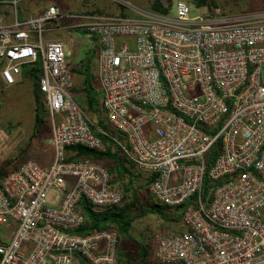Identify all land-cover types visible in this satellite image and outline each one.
Segmentation results:
<instances>
[{
	"label": "built area",
	"instance_id": "1",
	"mask_svg": "<svg viewBox=\"0 0 264 264\" xmlns=\"http://www.w3.org/2000/svg\"><path fill=\"white\" fill-rule=\"evenodd\" d=\"M136 13L71 15L98 45L99 106L115 134L96 127L73 99L63 42L44 37L62 16L57 4L0 23L4 84L40 57L37 86L52 150L47 165L25 160L0 179V264H116L115 229L75 231L84 224L80 198L107 207L122 192L101 163L66 159L70 145L115 148L153 175L147 191L154 201L186 203L184 230L155 241V263L264 264V16L215 9L191 17L181 0L173 16ZM204 175L219 181L208 201L200 195Z\"/></svg>",
	"mask_w": 264,
	"mask_h": 264
},
{
	"label": "rangeland",
	"instance_id": "2",
	"mask_svg": "<svg viewBox=\"0 0 264 264\" xmlns=\"http://www.w3.org/2000/svg\"><path fill=\"white\" fill-rule=\"evenodd\" d=\"M60 0H0V23H8L12 20L15 13V6L21 7L20 4L27 9L30 14L40 11L49 3L61 5ZM165 3L166 0H161ZM178 0H169L168 8L169 15L175 13V3ZM188 6L189 16L208 14L217 9L221 14L232 16H264V0H206V4L198 7L192 0H181ZM66 3L64 7L83 12L85 10H93L97 13L118 14L122 12L126 16H137L136 12L147 13L153 12L150 5L153 0H61ZM62 6V5H61ZM202 10V12H200ZM99 11V12H98ZM52 22V21H51ZM51 22L49 24H51ZM47 24V28L49 26ZM75 35V45H77V68L89 74H93L96 66V57L98 45L82 29L77 27ZM45 38H58L55 34H46ZM70 43L64 41L63 48L65 53L69 51ZM83 74L74 72L72 80L77 83V86L82 79ZM94 85V80H91ZM0 88V166L5 169L11 168L14 164H18L25 160H32L38 164H48L52 159V150L47 141L50 136L51 124L47 121L46 114L42 112L44 122L40 126V131L32 136L33 126V97L31 91V82L28 79L22 78L21 74L15 76V82L10 85L2 84ZM77 99L75 100L81 107L80 103L83 91L78 89ZM74 96V94L69 90ZM75 98V97H74ZM89 117L95 121L93 115L87 112ZM112 163L107 161L105 167ZM130 171L137 175L133 179L132 186L138 192V196L142 202L147 201L146 193L141 190L138 185L142 182L145 173L130 168ZM126 174L121 176L113 174L111 179L113 186L118 187L125 182ZM53 194H48V200H52ZM129 194L126 193V198L121 200L126 202ZM120 203V204H121ZM165 212L168 215L173 212L172 209H167ZM184 230L181 221H172L161 217L160 213H146L143 216L133 220L128 233V239L124 242L122 239L120 245L116 249V257L121 259V264L125 261H130L131 264H139L137 251L139 245L143 246L147 252L145 263L148 264L151 259V251L155 241L168 234L181 232ZM152 260V259H151Z\"/></svg>",
	"mask_w": 264,
	"mask_h": 264
},
{
	"label": "trees",
	"instance_id": "3",
	"mask_svg": "<svg viewBox=\"0 0 264 264\" xmlns=\"http://www.w3.org/2000/svg\"><path fill=\"white\" fill-rule=\"evenodd\" d=\"M168 1L166 0L165 3H163L161 0H153V2L150 5V9L153 12L160 13V14H167L169 15V8H168ZM194 4L198 7H201L202 5L206 4V0H192ZM16 9V6H15ZM85 12L88 13H95L96 11L93 10H85ZM99 12V11H98ZM120 16H124L122 12L118 13ZM82 32L85 33L84 30ZM41 68V60L40 57H38L36 60H34L32 63L29 64H23L20 68V74L22 78L28 79L31 82V91H32V97H33V126H32V136H35L40 131V126L44 122V119L42 117V112L46 114V118L48 121L47 112L44 108V105L42 103L41 95L38 90L37 86V77L40 73ZM79 73L83 74V80H82V90L84 93V104L82 107L86 113L89 112L91 115H93L95 119V125L101 130H106L109 133L115 134L114 130L106 123V120L101 112V108L99 106V91L94 88V86L91 83V74L83 71L81 69L78 70ZM3 82L0 79V88L3 86ZM97 135H99L102 140L108 144L109 140L104 137L103 135L99 134L98 132H95ZM220 140H216L212 147L210 148V151L208 153L207 157V166H210L211 162L213 161L214 157L218 153V146H219ZM65 158L66 159H77V158H89L92 160H95L99 163H101L103 166L107 163V161H110L112 164L107 168L109 174H110V184L113 185V181L111 179V175H123L126 174V180L125 182L121 183L118 188L122 192V200L123 198H126V193L129 194V198L126 202L119 203L117 205H111L107 207H99L95 208L88 202H86L83 198L79 199V208L81 212L84 215V224L77 229L75 232L84 234L92 230H99L103 228H113L117 231L119 234V243L117 245H120L122 239L124 242L126 239H128V233L131 228V224L133 220L137 217L143 216L146 213H160L161 217L164 219L172 220V221H179L181 219V210L187 207L186 203L181 204L179 206H176L174 208H170L166 205L160 204L156 201H154L151 196L149 195L147 191L148 184L153 178L152 174H145L142 182L139 183L138 187L141 190H144L146 193L147 201L142 202L138 196L137 190L134 189L132 186L133 179L135 178L136 174L130 171V168H132V164L129 166L125 165L123 163V157L119 156L117 152L112 151L111 147L108 145L107 152H97L91 148L82 146V145H70L65 147ZM18 164H14L11 168L5 169L4 166H0V179L9 171L10 169H13ZM219 181L210 182L206 175L202 178V184H201V190L200 195L203 201H208L210 197V189L218 184ZM172 209L173 212L177 211L178 213H172L171 215H168L165 210ZM138 254V262L139 264L145 263V259L147 258V252L145 248L141 245H139V249L137 251ZM80 264H86L83 260H79ZM116 264H121V259L116 258ZM125 264H131L130 261H125ZM148 264H159L155 263L150 259V262Z\"/></svg>",
	"mask_w": 264,
	"mask_h": 264
},
{
	"label": "crops",
	"instance_id": "4",
	"mask_svg": "<svg viewBox=\"0 0 264 264\" xmlns=\"http://www.w3.org/2000/svg\"><path fill=\"white\" fill-rule=\"evenodd\" d=\"M59 2L62 5V6L61 5L59 6V8H60V10L62 12V16L54 19L51 22V24H49L48 28L44 31L43 34H44V37H45L46 34L50 35L52 33V34L58 35V38H47V39H60L63 42V44H64V41H67V42L70 43V45L68 47L69 51H67L65 53V64H66L67 68L69 69V82H68L67 88H68V90H70L74 94V96L72 94L71 95H72L73 99L76 100L77 99V91H79L78 89L83 91L82 90V80H83V78L80 80V83H79L78 86H77V83H75L72 80V74L74 72L77 73L78 70H79V68H77V61H76L77 58L75 57L76 54H77V45L74 44L75 43V37H77L75 35V33L78 31L77 27H79L78 26L79 19L77 18V16H71V15H73V14L85 15V14H90V13L85 12V11L78 13L77 10L64 7L66 3L61 2V0ZM49 4H54V3H49ZM20 6L21 7L16 6L15 13L13 15H11L12 16V20L14 18L17 19V20H24L30 14V12L27 9H25L21 4H20ZM91 14H104V13L95 12V13H91ZM108 14H110V15H119V14H111V13H108ZM124 16H126V15H124ZM85 33L87 35H89V37L92 38L94 42H96L92 35L88 34L87 32H85ZM91 80L92 81L94 80V82H95L93 86H94L95 89H97L99 91V100H100V90H99L98 81H97V77H96V66H95L94 73L91 74ZM80 103L84 104V93H83V96H82V99H81ZM114 132H115V130H114ZM113 151L117 152L115 150V148H114ZM122 161H123V163L125 165H127V166L130 165V163L127 162L125 159H123ZM45 163L46 162H43L41 165H47ZM132 168L135 169L134 167H132ZM180 221H181V219H180Z\"/></svg>",
	"mask_w": 264,
	"mask_h": 264
},
{
	"label": "water",
	"instance_id": "5",
	"mask_svg": "<svg viewBox=\"0 0 264 264\" xmlns=\"http://www.w3.org/2000/svg\"><path fill=\"white\" fill-rule=\"evenodd\" d=\"M200 12H202V10H200Z\"/></svg>",
	"mask_w": 264,
	"mask_h": 264
}]
</instances>
